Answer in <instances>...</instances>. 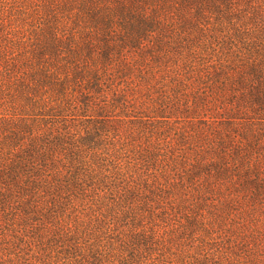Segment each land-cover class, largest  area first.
Wrapping results in <instances>:
<instances>
[{
  "label": "trees",
  "instance_id": "16d2710c",
  "mask_svg": "<svg viewBox=\"0 0 264 264\" xmlns=\"http://www.w3.org/2000/svg\"><path fill=\"white\" fill-rule=\"evenodd\" d=\"M0 264H264V0H0Z\"/></svg>",
  "mask_w": 264,
  "mask_h": 264
}]
</instances>
